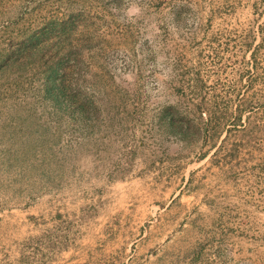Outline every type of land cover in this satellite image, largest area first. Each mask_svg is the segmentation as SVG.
I'll list each match as a JSON object with an SVG mask.
<instances>
[{
    "label": "rangeland",
    "instance_id": "obj_1",
    "mask_svg": "<svg viewBox=\"0 0 264 264\" xmlns=\"http://www.w3.org/2000/svg\"><path fill=\"white\" fill-rule=\"evenodd\" d=\"M0 264H264V0H0Z\"/></svg>",
    "mask_w": 264,
    "mask_h": 264
},
{
    "label": "trees",
    "instance_id": "obj_2",
    "mask_svg": "<svg viewBox=\"0 0 264 264\" xmlns=\"http://www.w3.org/2000/svg\"><path fill=\"white\" fill-rule=\"evenodd\" d=\"M53 72H54V70H53ZM57 88H59V90H61V88L59 86H57Z\"/></svg>",
    "mask_w": 264,
    "mask_h": 264
}]
</instances>
